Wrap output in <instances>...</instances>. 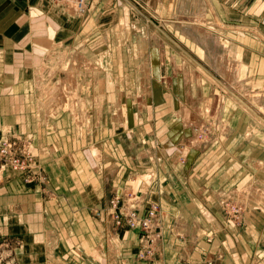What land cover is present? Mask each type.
Returning a JSON list of instances; mask_svg holds the SVG:
<instances>
[{"label":"rangeland","instance_id":"374dc122","mask_svg":"<svg viewBox=\"0 0 264 264\" xmlns=\"http://www.w3.org/2000/svg\"><path fill=\"white\" fill-rule=\"evenodd\" d=\"M53 1L65 8L64 1ZM202 13L229 27L219 31L230 38L232 52L243 54L242 86L222 81L203 45L183 31ZM74 18L67 46L57 49L78 51L96 64L85 77L87 92L102 96L101 105L93 104L91 122L79 126L62 107L47 119L0 125V186L14 182L41 202L53 200L48 164L68 158L59 152L44 162L37 131L75 127L86 140L78 161L101 188L95 195L88 177L86 209L102 223L97 238L85 233L93 240L90 253L60 240L56 250L63 251L64 264H175L178 257L179 264H264V0H84ZM153 51L161 74L143 72ZM56 73L45 67L34 76L38 101L48 103ZM115 104L122 108L120 120L113 118ZM176 111L181 116L175 120ZM250 190L258 191L256 200ZM20 249L29 255L22 238L0 232V264H18ZM45 249H39L44 259Z\"/></svg>","mask_w":264,"mask_h":264},{"label":"crops","instance_id":"0c3cea01","mask_svg":"<svg viewBox=\"0 0 264 264\" xmlns=\"http://www.w3.org/2000/svg\"><path fill=\"white\" fill-rule=\"evenodd\" d=\"M74 16L50 0H0V125L11 124L13 118L21 122L26 118H49L36 105L34 71L42 64L53 43L67 46V40L72 36V23L76 19ZM52 126L58 129L54 123ZM31 127L27 125L26 130H37ZM46 128L37 131L40 134L36 148L42 151V160L50 162L59 152H64L68 158L61 159L59 165L52 163L50 167L48 164L53 174L54 199L41 202L37 194L32 191L25 193L23 187L14 182L0 186V232L22 238L29 253L24 255L20 249L18 264H64L65 261L59 257L63 251L56 250L61 239L72 240L69 244L76 245V252L84 247L90 253L94 244L85 233L90 230L93 232L91 238H97L95 227L102 223L89 214L85 193L82 194V189L85 190L90 182L85 166L79 162L82 161L79 156L85 137L83 140L82 135L78 136L75 127L63 128L60 134ZM81 165L83 169L79 168ZM90 179V183L95 181L93 177ZM92 188L95 195L100 193H97L101 189L97 181L92 183ZM41 247L47 249L44 250L46 259L42 255L43 250L39 251ZM181 258H175L174 263L182 262ZM165 263L173 264L170 259Z\"/></svg>","mask_w":264,"mask_h":264},{"label":"bare ground","instance_id":"6f19581e","mask_svg":"<svg viewBox=\"0 0 264 264\" xmlns=\"http://www.w3.org/2000/svg\"><path fill=\"white\" fill-rule=\"evenodd\" d=\"M52 3H54L53 0H50ZM59 3V2H58ZM84 3V2H83ZM63 5H65L64 11H66L70 16H72V14H75L76 11H79L80 8L78 7V5L72 1V0H64V3H61ZM87 6V5H86ZM203 5H201L202 7ZM88 8V7H87ZM179 8V7H178ZM62 9V10H63ZM200 11H203V7L202 9H200ZM176 15V14H175ZM198 19H196L198 22H191L188 24L187 27L184 26L183 31L190 33L193 38L197 41L195 44L198 45H203L204 51L206 53L207 56H209V58H213V67L214 69L218 72V74L221 77L222 81H225L227 83H229L231 85V88H233V86L236 88L238 86H242L243 85V80L240 79V75H241V70H243L244 68H246L245 62H243V54L242 53H237V52H232L231 49L228 48V43L230 42V38L228 39L225 35H223L219 29L221 30L222 27L224 28H228L229 27H225L223 25H221L217 20H211L209 18H204L206 17L205 14H199ZM202 18V19H201ZM204 18V19H203ZM200 22H204V24L200 23ZM188 23V22H187ZM165 24V23H164ZM160 25V24H159ZM166 25V24H165ZM162 27V26H161ZM241 31H243V33L247 34L250 33L249 29L247 28H239ZM139 31V30H138ZM230 31V30H229ZM244 34V35H245ZM251 34V33H250ZM254 35V34H253ZM137 36V35H135ZM256 39V41H260L256 35H254ZM136 38V37H135ZM142 39V38H141ZM133 40V39H132ZM137 41V40H136ZM146 41V39H145ZM134 43V41H133ZM221 43V44H220ZM58 46L60 47L61 44L60 43H53L52 48L50 47L48 49V51L46 52L45 56L43 57V61L42 64L39 65L38 67L35 68L34 73L35 74H40L42 73V71L46 68H49L51 71H56L58 70V73L55 74L54 77H56V82H57V86L54 87L51 92H50V96L48 97V103H44L41 101H37V108L39 109V111L43 110V112L46 115H55L57 113V109L58 107H62L64 109H67L68 111L71 112L74 121L76 122V124L79 125H83V123H88L91 122V117L93 115V110L92 108H94L93 104H97V106L101 105V99L102 96H98V95H93L90 94V91H88V83H87V78L85 77V75L87 74L86 69H88L90 72H93V68L94 66H96L95 63H93L92 61H90L88 58H86L83 54H81L78 51H70L68 52V54H63V51H59L57 48ZM71 47V46H70ZM199 47V46H198ZM102 48V46H101ZM221 49L222 51H218L219 49ZM146 49V48H145ZM63 50V49H62ZM66 50V49H64ZM147 51V50H146ZM97 52H101V50L97 51ZM96 52V53H97ZM158 52V51H157ZM141 55V54H140ZM205 55V56H206ZM103 56V55H102ZM158 54L153 51L151 53V60L149 62L148 59L144 60V62L142 63V68H143V72L147 73V71L150 73H156L158 74L160 72L161 69V65L159 64V60H158ZM94 58V57H93ZM140 58V57H139ZM159 59H162V56L159 54ZM101 61V60H100ZM182 61V60H181ZM64 63V65H62V63ZM101 63V62H100ZM140 63V62H139ZM205 63V62H204ZM210 63V62H209ZM49 64V65H48ZM203 64V63H202ZM103 67L105 66L106 68V64L102 63L101 64ZM206 65V64H205ZM210 65V64H208ZM62 66V67H61ZM140 66V65H139ZM208 67V66H207ZM212 67V68H213ZM211 68V67H210ZM99 69V68H98ZM206 69V68H204ZM211 69V70H214ZM85 71L84 76L82 75ZM213 72V71H212ZM161 74V72H160ZM215 74V73H214ZM217 74V75H218ZM157 79V78H156ZM202 81V80H201ZM88 82H90V80H88ZM118 82V81H117ZM221 82V81H220ZM115 83V82H114ZM132 83V82H131ZM226 83V84H227ZM222 84V82H221ZM224 84V82H223ZM117 85V84H116ZM130 85V84H129ZM228 86V85H227ZM124 88V87H123ZM143 88V87H142ZM244 88V87H243ZM118 89V88H117ZM238 89V88H237ZM125 90V89H124ZM194 90V89H193ZM192 90V91H193ZM230 90V89H229ZM131 91V90H130ZM231 91V90H230ZM240 91V90H239ZM238 91V92H239ZM86 92L88 93V95L86 94ZM113 92V91H112ZM118 92V90H117ZM116 92V93H117ZM123 92V91H122ZM127 92V91H126ZM133 92V91H132ZM236 92V91H235ZM121 93V92H120ZM124 93V92H123ZM241 93V92H240ZM239 93V94H240ZM133 94V93H132ZM131 94V95H132ZM233 94V93H232ZM235 94V93H234ZM117 95V94H116ZM126 95V94H125ZM124 96V94H120L118 97L119 99H122ZM147 96V95H146ZM220 96V95H218ZM130 97V96H129ZM233 97V96H231ZM238 98V96H236ZM240 97V96H239ZM245 97V96H244ZM235 98V97H234ZM118 99V102H119ZM222 99V98H221ZM244 99V98H243ZM248 100V97L246 98ZM125 100V99H124ZM178 100V98H177ZM131 101V100H130ZM179 101V100H178ZM233 101V100H232ZM235 101V100H234ZM110 102V101H109ZM180 102V101H179ZM237 102V101H236ZM242 102V101H241ZM245 102V101H244ZM247 102V101H246ZM36 103V102H35ZM145 103V102H144ZM119 104V103H118ZM115 104L113 106V118L115 119H122V108L120 107V105ZM179 104V103H178ZM181 104V103H180ZM221 104V103H220ZM244 105V103H242ZM246 104V103H245ZM184 105V104H183ZM186 105V104H185ZM248 105V104H246ZM106 106V104H105ZM131 106V105H130ZM179 106V105H178ZM110 107V106H109ZM127 107V106H126ZM253 107V106H252ZM36 108V107H35ZM216 108V107H215ZM250 108V106H249ZM106 109V108H105ZM37 110V109H36ZM62 110V109H61ZM101 110V109H100ZM253 110V109H252ZM126 111V110H125ZM208 111V110H207ZM69 112V113H70ZM217 112V111H216ZM257 112V111H255ZM159 113V112H158ZM191 113V112H190ZM97 113L95 112V115ZM257 114V113H256ZM40 115V114H39ZM43 115V114H42ZM102 115V113H101ZM126 115V114H125ZM208 115V114H207ZM261 115V114H260ZM259 115V116H260ZM181 116V113L179 114V112H175V120L178 119V117ZM217 116V115H216ZM256 116V115H255ZM259 116H257L259 118ZM263 116V115H262ZM40 117V116H39ZM126 117V116H125ZM140 117V116H139ZM218 117V116H217ZM216 117V119H217ZM261 117V116H260ZM264 117V116H263ZM52 118V117H51ZM201 118V117H199ZM198 118V121L201 122V120ZM45 119V118H44ZM85 119V121H83ZM99 119V118H98ZM260 119V118H259ZM263 119V118H262ZM261 119V120H262ZM113 120V119H112ZM159 120V119H158ZM196 120V119H195ZM264 120V119H263ZM262 120V121H263ZM45 121V120H44ZM50 121V120H49ZM126 121V120H125ZM124 121V122H125ZM206 121V120H203ZM261 121V122H262ZM172 122V121H171ZM185 122V121H184ZM196 122V121H195ZM216 122V121H215ZM260 122V121H259ZM45 123V122H44ZM81 123V124H80ZM110 123V122H109ZM177 123L176 121H174V124ZM186 123V122H185ZM191 123V122H190ZM107 124V123H106ZM187 124V123H186ZM185 124V125H186ZM195 124V123H194ZM215 124L213 125V127H215ZM171 125V123H170ZM192 125V124H191ZM209 125V124H208ZM64 126V125H63ZM109 126V125H108ZM211 126V125H210ZM77 127V126H76ZM81 127V126H80ZM93 127V126H92ZM158 127V126H157ZM183 127V126H182ZM207 127V126H206ZM208 128V127H207ZM216 128V127H215ZM201 129V128H200ZM199 129V130H200ZM217 129V128H216ZM219 130V129H218ZM79 132V130H78ZM77 133V132H76ZM73 134V133H72ZM197 135V133H196ZM195 135V136H196ZM6 136V133H5ZM11 136V135H10ZM9 136V137H10ZM167 136V135H166ZM15 137V136H14ZM6 138V137H5ZM192 139V137H191ZM196 139V138H195ZM6 140V139H5ZM30 140V139H29ZM195 141V140H194ZM180 143V142H179ZM50 146V145H49ZM28 147V146H27ZM156 147V146H155ZM188 147V145H187ZM2 148V147H1ZM52 148V147H51ZM50 148V149H51ZM6 149V148H5ZM30 149V148H29ZM187 149V148H186ZM164 151V150H163ZM165 153V152H164ZM183 154V153H182ZM168 156V154H167ZM177 157V156H176ZM179 157V156H178ZM165 158V157H164ZM169 159V158H168ZM259 162V161H258ZM257 162V163H258ZM173 163V162H172ZM256 163V164H257ZM260 163V162H259ZM255 165V163H254ZM264 165V164H263ZM3 170V169H2ZM9 170V169H8ZM8 172V171H7ZM251 172V171H250ZM15 176V175H14ZM152 176V175H151ZM12 178V177H11ZM262 183V182H261ZM110 184V183H109ZM250 189V188H249ZM140 190V189H139ZM123 192V190H119V193ZM258 191L255 190H250V197L254 198L255 200L258 198L259 193H257ZM260 192V191H259ZM121 193V194H122ZM248 193V192H247ZM246 193V194H247ZM127 194V193H126ZM125 194V195H126ZM143 195V194H142ZM129 196V195H128ZM236 196V195H235ZM262 196V195H261ZM142 197V196H141ZM138 198V197H137ZM248 199V198H247ZM110 200V199H109ZM253 200V199H252ZM241 201V200H240ZM246 201V200H245ZM254 201V200H253ZM143 202V201H142ZM248 202V201H247ZM256 202V201H255ZM257 203V202H256ZM12 204V203H11ZM136 204V203H134ZM134 204L132 203V207L134 206ZM198 204V203H197ZM106 205V204H105ZM155 206V205H154ZM129 207V206H128ZM136 207V205L134 206ZM254 210V209H253ZM130 211V210H128ZM128 213V212H127ZM131 213V212H130ZM155 215V214H154ZM130 216V215H129ZM132 216V215H131ZM153 218V217H152ZM177 218V217H176ZM179 218V217H178ZM139 219V218H138ZM137 219V220H138ZM152 222V221H151ZM161 222V221H160ZM177 222V221H176ZM179 222V221H178ZM181 222V221H180ZM179 222V223H180ZM137 223V222H136ZM174 223V222H173ZM176 224V223H175ZM174 224V225H175ZM214 224V223H213ZM108 225V224H107ZM105 226V225H104ZM177 226V225H176ZM198 226V225H197ZM224 227V226H223ZM184 228V227H183ZM173 229V228H172ZM152 230V229H151ZM154 230V229H153ZM179 230V229H178ZM177 230V231H178ZM106 231V230H105ZM179 232V231H178ZM106 233V232H105ZM229 233V232H228ZM113 235V234H112ZM181 235V234H180ZM106 237V235H105ZM113 237V236H112ZM57 238V237H56ZM111 238V237H110ZM124 239V238H122ZM234 239V238H233ZM58 240V238H57ZM112 247V246H111ZM77 248V247H76ZM75 249V248H74ZM96 250V249H95ZM80 251V250H79ZM78 251V252H79ZM98 251V250H97ZM118 251V250H117ZM83 252V251H82ZM91 252V251H90ZM75 253V252H74ZM99 253V252H98ZM185 253H187L185 251ZM92 254V253H91ZM79 254H77L78 256ZM93 256V255H92ZM107 256V255H106ZM94 257V256H93ZM99 257V256H98ZM103 257V256H102ZM187 257V256H186ZM188 258V257H187ZM182 259V258H181ZM184 260V259H183ZM187 260V259H186ZM216 260V259H215ZM113 261V260H112ZM117 262V261H116ZM110 263V262H109ZM216 264V263H215Z\"/></svg>","mask_w":264,"mask_h":264},{"label":"built area","instance_id":"2783aa9c","mask_svg":"<svg viewBox=\"0 0 264 264\" xmlns=\"http://www.w3.org/2000/svg\"><path fill=\"white\" fill-rule=\"evenodd\" d=\"M62 1H64V0H62ZM72 1H74V2L78 5V7H79L80 9L82 8L84 0H72ZM148 224H149V223H145V226L149 227Z\"/></svg>","mask_w":264,"mask_h":264}]
</instances>
